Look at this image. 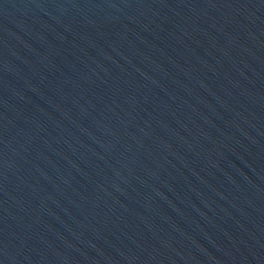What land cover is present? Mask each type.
Here are the masks:
<instances>
[{
    "label": "water",
    "instance_id": "95a60500",
    "mask_svg": "<svg viewBox=\"0 0 264 264\" xmlns=\"http://www.w3.org/2000/svg\"><path fill=\"white\" fill-rule=\"evenodd\" d=\"M0 264H264V0H0Z\"/></svg>",
    "mask_w": 264,
    "mask_h": 264
}]
</instances>
